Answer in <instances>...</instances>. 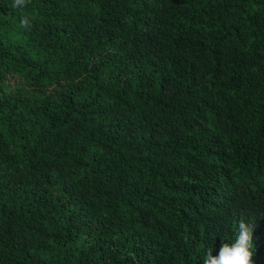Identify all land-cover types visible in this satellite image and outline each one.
<instances>
[{
  "label": "trees",
  "instance_id": "1",
  "mask_svg": "<svg viewBox=\"0 0 264 264\" xmlns=\"http://www.w3.org/2000/svg\"><path fill=\"white\" fill-rule=\"evenodd\" d=\"M241 219L264 264V0H0V264H203Z\"/></svg>",
  "mask_w": 264,
  "mask_h": 264
},
{
  "label": "clouds",
  "instance_id": "2",
  "mask_svg": "<svg viewBox=\"0 0 264 264\" xmlns=\"http://www.w3.org/2000/svg\"><path fill=\"white\" fill-rule=\"evenodd\" d=\"M22 4L23 0H16V6ZM252 231L250 224L245 223L243 219L239 220L234 234L228 239H223L216 255H213L212 245L205 249L202 257L203 264H253Z\"/></svg>",
  "mask_w": 264,
  "mask_h": 264
}]
</instances>
